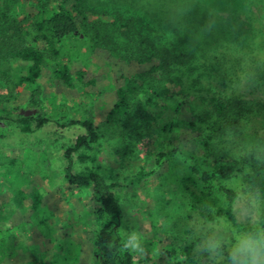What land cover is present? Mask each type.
<instances>
[{"label":"rangeland","instance_id":"obj_1","mask_svg":"<svg viewBox=\"0 0 264 264\" xmlns=\"http://www.w3.org/2000/svg\"><path fill=\"white\" fill-rule=\"evenodd\" d=\"M44 1L12 0L9 3L0 0V9L5 5L3 9L7 11L8 21L21 22L24 28L36 15V3ZM78 9L89 23L95 20L111 23L115 17L120 18L114 26L106 27L100 34L104 41L101 43L108 47L125 48L127 45L133 48L140 43L137 34L142 32L143 35L149 34V41L158 45L170 42L195 49L199 58L198 65L193 66L196 71L191 73L189 66L183 67L177 74L181 85L167 86L173 95L172 104H180L179 117L190 119L192 114L207 115L213 110V99L235 102L242 111L246 109L245 114L229 127L225 136H217L215 147L218 153L235 157L254 154L264 164V0H84ZM125 22L128 29L120 27ZM0 25H4L1 16ZM125 30H130L135 36L121 37V32ZM89 35L93 37L91 33ZM29 40L26 37L27 45ZM39 47L46 48L42 43ZM89 47L87 42H83L75 50L68 40L64 51H60L55 58L47 56L42 67L47 115L54 109L50 97L55 81L49 71L57 62L67 63L72 72L78 66L88 64L101 76V81L94 87H75L65 92V100L72 109L71 119L82 120L90 116L105 134L98 150L89 154L91 159L82 164L74 161V170L99 166L110 175L107 183L119 184L112 190L122 205L119 228L132 251L145 260V264H244L248 244L254 240L264 242V231L253 239L233 229L223 218L208 220L201 209L191 212L189 218H174L170 223L163 217L159 218L155 228H152L153 219L147 215V199L142 196L141 190L136 192V187L128 186V180L152 158L160 121L151 118L143 106L147 96L139 94L132 100L131 115L126 121L128 129L124 135L112 127H107L109 131L105 132L106 126L100 123V115L106 114L114 103L110 92L118 84L114 76L122 75L140 85L144 81L138 77L144 67L126 56L112 59L101 49L85 55ZM6 97V85L0 81V109L7 106ZM22 102L20 97L11 104L19 106ZM153 106L160 117L159 98L154 99ZM172 114V108H169L162 117L169 118ZM6 124L5 139L1 140V145L16 147L21 158H25L28 147L39 153L38 165L54 183L53 188H48L47 181L35 173L27 177L28 182L23 189L26 191L29 186L45 188L43 201L53 213L50 223L55 230L65 226L71 231L69 240L73 248L67 262L63 261L66 258L64 253L49 245L40 251L37 249L35 254L26 252L10 259L0 258V264H91L92 249L83 231L84 220L91 216L96 204L89 189L71 187L59 180L63 165L61 156L83 133L82 129L79 126H59L51 121L26 135L20 132L15 122L6 121ZM110 133L125 139L109 141ZM155 183L153 178L149 186ZM226 185L239 195L236 205L238 220L256 222L261 210L259 203L247 196L239 179ZM8 201V192L0 188V205ZM29 204V200L25 201V205ZM20 220L21 216L15 214L5 225H14ZM27 242L29 246L37 245L38 238L30 232ZM192 243H195L191 250L194 263L184 262L179 255L169 259L164 252ZM205 255L209 258L207 263L202 262Z\"/></svg>","mask_w":264,"mask_h":264},{"label":"trees","instance_id":"obj_2","mask_svg":"<svg viewBox=\"0 0 264 264\" xmlns=\"http://www.w3.org/2000/svg\"><path fill=\"white\" fill-rule=\"evenodd\" d=\"M11 1L6 0L9 3ZM45 1L36 3V15L24 28L21 22L16 24L8 21L7 11L3 9L5 5L0 9V16L7 26L5 29L4 25H0V81L7 89V106L0 109V188L9 194V201L0 205V258L10 259L26 252L35 254L37 249L40 251L49 245L66 255L63 261H69L68 256H71L73 244L69 237L72 233L65 226L58 230L53 228L50 223L53 213L43 201L45 188L29 186L26 191L23 189L28 182L27 177L35 173L47 181L48 188H53L54 183L38 165L39 153H34L28 147L25 158H21L16 147L1 145V140L5 139L6 121L18 124L20 132L26 135L52 121L63 127L79 126L83 131L61 156L63 165L59 180L71 187L89 189L96 204L91 216L84 220L83 231L92 249L91 264L146 262L132 251L119 228L122 205L112 192L119 184L107 183L110 175L99 166L81 171L73 168L74 161L82 164L91 159L89 154L98 150L105 134L90 116L82 120L71 119L72 109L65 100V92L75 87H94L101 81V76L88 64L78 66L72 72L67 63L57 62L49 71L55 81L50 97L54 109L49 115L45 113L42 67L47 56L55 58L60 51H64L68 40L75 50L87 42L90 47L85 55L101 49L112 59L126 56L144 67L138 77L144 81L140 85L122 75L114 76L118 80V84L110 91L114 103L106 114L100 115V123L106 126L105 132L112 127L124 135L128 129L126 121L131 115L132 100L139 94L147 96L143 106L151 118L160 121L152 158L128 180V186L136 187V192L141 190L142 196L147 199V215L153 219L152 228H155L159 218L163 217L170 223L174 218H189L191 212L201 209L208 220L223 218L236 231L256 239L260 231H264V164L254 154L235 157L218 153L215 147L217 136H225V132L236 124L246 109L242 111L235 102L218 98L213 99V110L207 115L192 114L190 119H182L179 117L180 104H172L173 95L167 86L181 85L177 74L183 67L189 66L191 73L196 71L193 67L198 65L199 60L196 50L170 42L158 45L149 41V34L143 35L142 32L137 34L140 40L137 46L111 48L101 43L104 41L100 34L106 27L120 21L119 17H115L111 23L100 20L89 23L78 9L84 0ZM7 10L9 12V7ZM120 27L127 28V22ZM131 33L125 30L121 32V37L132 38L135 35ZM26 37L30 38L28 45ZM41 43L46 46L45 49L39 47ZM20 97L23 101L21 105L11 104V101ZM158 98L160 117L153 106L154 99ZM169 108H172L173 114L169 118L162 117ZM26 110H36L37 113L22 115L21 111ZM108 138L116 142L125 139L124 136L117 138L113 133ZM153 178L156 183L150 187ZM235 179L241 181L247 196L261 207L256 222L245 223L237 218L239 195L226 185ZM27 200L30 201L28 206L25 205ZM15 214H19L21 220L14 225H5ZM30 232L37 236V245H28L27 235ZM194 246L195 243H192L164 252L169 259L179 255L184 258V262L194 263L191 258ZM202 262H209L208 256L205 255Z\"/></svg>","mask_w":264,"mask_h":264},{"label":"clouds","instance_id":"obj_3","mask_svg":"<svg viewBox=\"0 0 264 264\" xmlns=\"http://www.w3.org/2000/svg\"><path fill=\"white\" fill-rule=\"evenodd\" d=\"M244 264H264V242L254 240L248 244Z\"/></svg>","mask_w":264,"mask_h":264},{"label":"water","instance_id":"obj_4","mask_svg":"<svg viewBox=\"0 0 264 264\" xmlns=\"http://www.w3.org/2000/svg\"><path fill=\"white\" fill-rule=\"evenodd\" d=\"M37 111L36 110H26V111H21V114L24 115V116H31V115H34L36 114Z\"/></svg>","mask_w":264,"mask_h":264}]
</instances>
